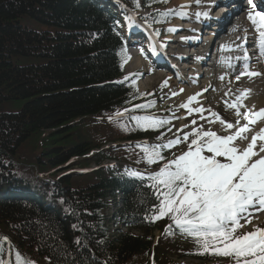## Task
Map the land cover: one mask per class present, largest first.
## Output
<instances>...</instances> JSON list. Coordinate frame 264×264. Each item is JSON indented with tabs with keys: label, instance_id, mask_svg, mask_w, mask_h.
<instances>
[{
	"label": "trees",
	"instance_id": "16d2710c",
	"mask_svg": "<svg viewBox=\"0 0 264 264\" xmlns=\"http://www.w3.org/2000/svg\"><path fill=\"white\" fill-rule=\"evenodd\" d=\"M147 20L160 23L162 15ZM117 25L111 8L95 0H0V236L37 264H149L150 255L152 264H173L169 255L217 256L176 243L178 230L165 233L168 218H145L156 203L147 179L108 166L67 172L101 165L119 147L109 144L144 133L130 117L113 118L139 109L135 82L122 79L128 57ZM41 141L49 142L41 155L19 162L18 148ZM138 147L139 172H152L144 170L151 165ZM119 191L123 209L110 219L108 196ZM112 220L129 231L113 232Z\"/></svg>",
	"mask_w": 264,
	"mask_h": 264
},
{
	"label": "snow or ice",
	"instance_id": "6c2138e0",
	"mask_svg": "<svg viewBox=\"0 0 264 264\" xmlns=\"http://www.w3.org/2000/svg\"><path fill=\"white\" fill-rule=\"evenodd\" d=\"M199 2L200 0H196L197 4ZM229 2L230 0H225V7ZM248 3L253 9L256 8L254 0H248ZM203 15L208 16V13ZM248 19L259 34V51L264 56V11H250ZM247 59L245 52L244 60ZM245 75L251 78L259 73L251 71L245 63L236 80L239 81ZM166 85L167 81H164L163 86ZM201 94L190 96L188 102L182 103L180 107L189 114L200 113L201 119H206L202 107H189ZM241 97L246 98L245 93H241L236 101L228 104V108L235 109L238 118L235 124L215 112L211 113L215 119L208 121H219L228 134L220 135L215 131L205 130L203 126L192 127L190 132L178 129L183 133L182 137L158 145H138L145 153V163L151 165L163 162L158 170L147 174L127 169L126 172L130 176L150 182L146 187L151 190L156 203L151 204L148 209L150 215L146 214L145 218L151 222L168 218L171 223L165 227L166 234L176 229L182 235L192 238L200 249L199 254L228 257L232 264H264V228L256 227L252 231L239 232L244 227L241 220L245 224L250 223L254 210H264V127L255 134H251L253 129L249 127L257 122H264V109L241 113L240 109L244 107ZM153 104L154 102H149L147 105L133 107H151ZM240 117L247 123L239 126ZM132 119L141 130H157L170 123L168 119L151 116H133ZM191 123L195 125L196 121ZM233 128L236 130L229 132ZM246 133L251 134L250 140ZM163 135L161 133L157 139H161ZM180 144H186L187 148L179 155L173 153L171 158L162 155L163 150H170ZM21 259L17 253L18 264ZM0 264L3 262L0 261Z\"/></svg>",
	"mask_w": 264,
	"mask_h": 264
},
{
	"label": "rangeland",
	"instance_id": "374dc122",
	"mask_svg": "<svg viewBox=\"0 0 264 264\" xmlns=\"http://www.w3.org/2000/svg\"><path fill=\"white\" fill-rule=\"evenodd\" d=\"M176 1H178V0H171V2L167 6H164V7L172 8V7H175V5H177L179 3H182L179 7H181L182 5L184 6L183 1H181V2H176ZM164 7H161V8L163 9ZM179 7H176V9L178 10ZM144 11H145V8H141L140 10L136 11V13L145 15ZM179 22H180V20H178L177 24ZM123 23H126V27L122 26L121 28L124 31L128 30V32H131V31L135 30L136 29L135 25H140L139 23H136L133 19L131 20V22H129L128 18L126 19V22L124 21ZM195 24H197V23H192L191 29H194ZM140 26H142V25H140ZM142 27H146V28H148V29H150V30H152L154 32H156V30H159V29L163 28V27H160V28L148 27L146 25H144ZM139 31L141 32V30H139ZM179 32H180L179 30H175L174 31L175 34H177ZM183 33H187V32L183 31L182 34ZM240 33H241V31H240ZM171 35H169L168 37H165V39H167V38L173 39V37ZM201 35L203 36L205 34L202 33ZM140 36H142V33H141ZM142 40H143V37H141L139 39V42H143ZM176 45H177V43H176ZM163 48L167 49V46H163ZM131 51H134V50L129 49V53H131ZM154 52H156V50H154ZM133 54L136 55V53H133ZM146 56H147L146 53H144L142 50H140L138 52V60H140V61H138L139 63L137 64L136 61H134L135 58L134 59L131 58L132 62L130 61L129 65L132 68L128 69V67H129V65H128L127 66L128 70H124L123 76L124 77H132L133 76L134 78L138 79V81L136 83L137 92L141 93L142 95L151 96L150 99H148L149 97L142 98V99H146V100H144L143 104H147V103H149L151 101H153L154 104L151 107H146L144 109H137L136 110V111H138L137 113L129 114L130 123H136V121L132 119L133 116H142V115L151 116L152 115V116H158V117H165V119H168L170 121V123H168L166 125V129L169 128V129H171V131H168V130L165 131L164 130V133H167V134L162 139V141H165V140L168 141L170 139H175L176 137H182L183 133L178 131V129H182V127L184 125H188L189 127H186V128L184 127L183 132H190L192 130V127H197V125H192V123H191L194 119L197 118V116L195 114L190 116V114H187L188 111L186 109L180 107V104L187 97V94L185 92H181L180 88H184V89L189 90V91L192 92L195 89V85H191V84L189 85V83L188 84L185 83L187 87H184V86L178 85L176 83L171 84L170 81H167V85L163 86V83L165 81L163 79V74H165V73H161L159 71H156L153 67L148 68V65L145 63V62L148 61L146 59ZM164 64H167L166 61L158 63V65H164ZM137 65H138V67H140V70L134 71V70H136ZM177 67L178 66H176L174 68H177ZM163 70H165V69H163ZM179 71H181L183 73L182 70L179 69ZM175 72H177V71H175ZM236 86H240V89L235 87L234 90H232V91L240 92L241 91V85H236ZM175 91H178L177 93H180V95L179 96H177V94L173 95V93H175ZM210 96H211V93L208 94V95H205V97H206V101L205 102H208L207 105L212 103L211 108H209V110H208V108H205V104L203 105V107H204L203 116L206 119H201V115H199V113H197L198 114V119L195 120V121L199 122V123H202V121H204V120H207V119L210 120V119L214 118L211 115V113L215 112V113H218L226 121L235 124L236 120L238 119L237 116L234 113L235 111L232 112L231 109L228 108V106L225 105V104H222V105H221V103L215 104L214 101H211L212 99H210ZM232 98L236 99L235 95L231 96V97H228V98H225V100H227L228 104H231L232 102L236 101V100H232ZM137 99H139V97ZM149 100H151V101H149ZM229 100H230V102H229ZM149 110H152L151 112H149L150 115L147 113V111H149ZM142 111L144 113H142ZM183 111L186 112L185 115L190 116V117L187 116L188 118L185 120V122H183V120L185 118H181L180 117V115H182ZM122 112H124V111H122ZM243 112H241V113H243ZM122 115H124V114H122ZM239 119H240V125L239 126H242L245 123H247V121H245L242 117H240ZM209 125H210V127L208 129H207V126H204V124L202 126H203V128L205 130H212V131L217 132L220 135H226V132L224 131V126L221 125L219 123V121H216V123L213 124V125H211V123H209ZM235 130L236 129L233 128V129L229 130V132H234ZM144 131H145L144 135H147V136L151 135V133H149L147 130H144ZM255 132H257V131H255ZM250 139H251V136L249 137V140ZM44 144L48 145L49 142L42 144V141H41L38 144H36V143L24 144L23 146L18 148V150L16 152L18 154L19 160L21 161V159L30 158V157L35 156L37 154L41 155L42 154L41 153L42 152V147H43ZM186 148H187L186 144H180V146L178 145L177 149H181L180 151L182 152L183 150H186ZM94 152H95V150H94ZM131 152H133V148H123L121 150L116 149V150L112 151V155H113L114 158L118 159L119 161H122V160H125L127 158L126 157V155H127L126 153H131ZM178 154H180V153H178ZM42 157H46V156H42ZM129 160H130V162L132 161L131 158ZM162 163H160L158 166L160 167ZM93 166L94 165L90 164L88 167H93ZM76 167H80V166H76ZM96 168H97V166H96ZM81 177L82 176H78L77 178H81ZM258 215L261 216V217H258ZM262 215H264V210H260V211H255L254 210L253 213H252V216L250 218L251 219L250 223L245 224L244 220H241V224H244V227L240 228L241 232L252 231L254 229V227L264 228V216H262ZM256 217H258L259 220H253ZM137 233H139V232H137ZM1 248L3 249L2 251H1ZM8 251L11 252V253L7 254L8 257L10 258L8 264H18L17 253L13 252V249L10 246H8V245H6V247H3L0 244V261H2L3 264H6L5 253L8 252ZM192 260H193L192 258L181 257V258L177 259V264H183V263L184 264H190V262ZM223 262H224V260H220V261H217L216 263H223ZM19 264H22V261H20Z\"/></svg>",
	"mask_w": 264,
	"mask_h": 264
},
{
	"label": "bare ground",
	"instance_id": "6f19581e",
	"mask_svg": "<svg viewBox=\"0 0 264 264\" xmlns=\"http://www.w3.org/2000/svg\"><path fill=\"white\" fill-rule=\"evenodd\" d=\"M181 1H183L184 7H179L182 3L175 5V7H179L178 12L185 11L184 8H187V7L190 8V7H193L195 5H198L196 3V0H178L176 2H181ZM254 1H256V0H254ZM261 2L262 1H259V3H261ZM229 4L233 5L234 0H230ZM222 6H224V5H222ZM245 11L242 9H239V12H240L238 15L239 19L236 22H234L232 25H229L227 28L224 27L226 23L222 24V26H220V27L215 26L214 36L219 41L217 42V45L209 46L212 53H214V54L217 53V50L220 48V49H223L224 55H225V50H228V51H230V53H228V55L230 56V59L235 58L234 55L238 54V52H231L232 49L234 47H239L242 45L241 44L232 45V43H234L235 41H238V40H240L246 36H249V35L252 36L253 35V33H247V30H246L247 25L244 26V23H242V24L239 23V22H245V17H244ZM186 12H188V11H185V13ZM180 18H181V20L179 18L178 19L180 20L179 23H181V24L178 23V25L174 26V27L180 26L181 29H183L182 27H190V28L192 27L191 25H192V22L194 20L193 17H189L187 15H181ZM184 18H187L188 21L183 20ZM227 23L231 24L232 22L227 21ZM183 31L187 32L186 30H183ZM240 31H241V33H240ZM208 32H209L208 38H210L212 32L211 31H208ZM205 39H207V38H205ZM175 40H177V39L173 38L174 42L172 44L173 45L172 47H176V41ZM247 43H250L249 40H247ZM222 46H224V47H222ZM190 51L194 53L195 50L194 49L193 50H187L188 53ZM245 52H246L245 50H243V52H239L242 54L241 55L242 59L240 60V62L238 64H233V65L240 66L241 68L237 69L235 71H241L243 68V65L246 63L244 61ZM131 55L135 56V54H133V53H131ZM237 57H238V55H237ZM226 60H227V58H225V56H224V58L222 60H220L221 65L218 66L214 72H212L210 69H208L209 72L205 73V71L207 69L206 68L201 69L200 73L201 74L205 73L204 75L197 73V70H196L197 64L196 63H192L190 65H183V66H180L179 68L177 67V69L182 70L183 74L185 75V77L179 76V79L181 80V82H183V83L185 82L187 84L189 83V85L190 84L195 85V89L192 92L189 90H186L184 88H180V90L181 89L184 90L182 92H185L187 94V97L184 99V101L182 103L188 102V98L190 96L195 95L197 93H202L201 95L197 96L196 102L191 103L189 105V107L193 108V109L196 107H202L204 109L203 105H204V102L206 101L205 95H208L211 93V96H210V99H212L211 101H214L215 104L221 103V105L225 104L228 106V102H227V100H225V98H228V97H231L234 95L237 98V96H241V93H245L246 98L241 97L242 103L244 105V107L241 108V109H243V111H244V109H249L250 111H253L254 108L259 110V111H260V109H264V82L261 80V78L260 77L254 78L253 80L256 81V83L252 84V86H249L248 83H247V86L245 85L246 83L244 84L245 81L250 80L246 75L244 77H241V79L239 81L236 80V77H234V76H233V78L231 76H230L231 78H229L228 72L230 70H228V68H226V66H225ZM236 60H237V58H236ZM236 60H235V62H236ZM130 61H129V63H130ZM134 61H136V63L138 64L139 63L138 61H140V60H138V57H135ZM251 62H252V60L250 61V57H249L248 62H247L248 67H250ZM129 63L126 65L125 70L132 68L129 65ZM166 63L167 64H164V65H168L170 62L166 61ZM176 64L177 63H175V61H174L173 64L171 65V67H173V68L176 67L178 65V64L177 65ZM128 65H129V67L127 69ZM164 65H162V66H164ZM136 69H140V67H138V65H137ZM165 72H166L165 70H161V73H165ZM167 73L169 74V72H167ZM221 77H223V79H221ZM228 82H231V86L228 84ZM236 82H240V83L236 84V85H241V91L240 92L232 91V90H234V88L236 86V85H234ZM204 89H207V91H204ZM245 90H247V92H245ZM246 93H250V95L247 96ZM232 100H236V99L232 98ZM229 102H230V100H229ZM241 109H240V111H241ZM208 110H209V108H208ZM231 111L234 112L235 109H231ZM185 113L186 112L183 111L182 115H180V117L186 118L188 115H185ZM203 114H204V112H203ZM199 115H201V114L199 113ZM249 127L253 129V132L251 134H255V131H259L260 128L264 127V122H257L255 125H249ZM226 134H227V132H226ZM251 134H247V135L251 136ZM242 145L243 144H241V146ZM16 192L21 193L20 191H16ZM6 193L12 194L13 192L7 191ZM262 216H264V215H262ZM258 217H261V216H258Z\"/></svg>",
	"mask_w": 264,
	"mask_h": 264
}]
</instances>
